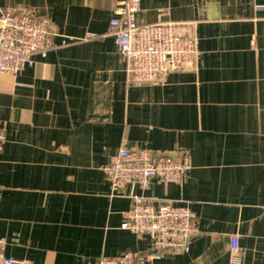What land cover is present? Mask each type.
Returning a JSON list of instances; mask_svg holds the SVG:
<instances>
[{
	"label": "crops",
	"instance_id": "0c3cea01",
	"mask_svg": "<svg viewBox=\"0 0 264 264\" xmlns=\"http://www.w3.org/2000/svg\"><path fill=\"white\" fill-rule=\"evenodd\" d=\"M122 1L0 0L48 16L74 40L0 74L5 254L33 264L122 255L229 264L237 236L241 263L264 264V0H140L138 25H174L199 52L196 66L155 82L131 81L108 35ZM121 148L186 152L191 168L181 184L152 178L114 194L103 169ZM134 196L190 207L199 233L189 248L157 257L147 237L123 229Z\"/></svg>",
	"mask_w": 264,
	"mask_h": 264
},
{
	"label": "built area",
	"instance_id": "2783aa9c",
	"mask_svg": "<svg viewBox=\"0 0 264 264\" xmlns=\"http://www.w3.org/2000/svg\"><path fill=\"white\" fill-rule=\"evenodd\" d=\"M139 6L140 0L120 2L108 26V35L127 61L129 79L155 82L165 73L196 66L199 57L196 39L181 35L171 24L138 25ZM72 41L55 31L48 16L31 7H0V74H19L34 64L35 55L45 58L50 51ZM190 168L186 152L169 156L147 149L121 148L115 160L103 170L112 193L117 194L127 183L146 186L152 178L181 184ZM121 227L139 237H147L157 257L165 250H187L199 233L196 215L190 207L169 203L155 206L152 199L140 196L132 197ZM5 244V239L0 238V264H33L27 259L7 256ZM229 250V264H242L237 236L230 238ZM145 260L146 257L122 255L101 257L90 264H144Z\"/></svg>",
	"mask_w": 264,
	"mask_h": 264
}]
</instances>
